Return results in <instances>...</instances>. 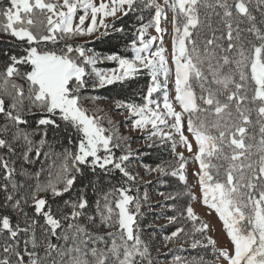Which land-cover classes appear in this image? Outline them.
I'll return each instance as SVG.
<instances>
[{
    "label": "snow or ice",
    "instance_id": "obj_1",
    "mask_svg": "<svg viewBox=\"0 0 264 264\" xmlns=\"http://www.w3.org/2000/svg\"><path fill=\"white\" fill-rule=\"evenodd\" d=\"M141 7L150 10L151 19L136 30L132 59L118 54L104 57L118 63L111 74L97 70L100 57L88 55L82 45L59 47V41L74 36L106 35L110 27L122 32L115 21ZM169 12L171 64L162 46L168 30L161 26L162 21L169 22ZM150 28L157 35H150ZM0 33L12 37L22 50L20 55L5 53L9 63L0 85V113L10 124L0 129V149H6L8 157L0 155V170L8 193L5 206L25 218L21 226L9 215H0V264H154L139 230L140 200L124 186L137 180L126 165L132 154L116 156L113 149L120 144L113 141L118 138L106 134L100 118L89 115L80 103L81 90L88 87L86 77L94 74L103 86L143 70L151 78L144 102L116 101V108L132 118L133 131H147L145 139L152 141L148 147L156 139L171 142L174 157L167 166L145 167L158 177H176L187 185L188 161L184 152L177 151L183 145L199 165L194 175L202 203L218 215L230 245L218 248L217 241L205 235L209 225L189 205L185 213L193 222L192 232L204 237L193 238L191 247L211 246L218 252L217 264H264V0H0ZM157 41L160 46L152 51ZM49 42L57 47H48ZM20 65L30 70L21 73ZM89 65L92 73L86 71ZM173 72L175 95L170 100L167 86ZM13 77L25 81L27 89ZM161 91L162 102L153 96ZM6 96L11 98L10 106ZM33 109L40 113L38 131L21 127L28 125L24 113ZM185 123L192 140L185 135ZM61 128L70 133V144L76 136V150L61 154L54 180L37 183L17 198L23 186L14 181L13 142H23V158L30 162L29 153L40 157L49 132ZM35 135L40 136L38 141L32 139ZM114 171L122 175L124 184L103 192L98 187L100 174ZM77 174L88 183L74 200L64 202L70 211H53L47 194L63 197L77 183ZM89 188L97 194L94 207ZM29 201L34 209L31 217L24 211ZM97 218L102 228L109 229L103 234L90 230L97 226ZM168 219L178 226L166 240L176 243L191 235L179 225L178 217ZM175 261L204 264L202 257L189 261L177 256Z\"/></svg>",
    "mask_w": 264,
    "mask_h": 264
},
{
    "label": "trees",
    "instance_id": "obj_2",
    "mask_svg": "<svg viewBox=\"0 0 264 264\" xmlns=\"http://www.w3.org/2000/svg\"><path fill=\"white\" fill-rule=\"evenodd\" d=\"M150 10L141 7L139 10L135 12H130L128 16L121 17L120 19L115 21L116 28H123L122 32H117L111 27L107 30L106 35H100L99 37L90 38L87 36H74L71 38H67L66 40L59 41V47H63L65 43H70L73 46L82 45L85 49L91 50L96 53L98 57L103 58L111 54H118L123 58L132 59L134 56V52L132 50L131 41L136 39V30L140 28L142 24L148 23L151 19V15L149 14ZM257 15H259L257 13ZM79 40V41H78ZM16 42L14 39L6 34L0 33V85H2L3 76L2 74L5 71L7 64L9 63L8 57L5 53H12L16 55L22 54V50L18 49L16 46ZM48 47L55 48L56 45L48 43ZM107 65L112 68L116 66V62L104 61L103 65ZM20 72L23 73L25 71L30 70L28 66L20 65L18 66ZM86 71L88 73H92L91 65L87 66ZM17 83L24 84L25 89H27V84L25 81L21 80L19 77H13ZM88 80V87L81 90V105L84 107L89 115H95L97 117H105V113L103 112L102 107L96 104V97L105 98L112 101H127L135 104H142L143 96L147 93V88L151 84V78L147 70H143L139 74H136L133 77H129L124 81H117L111 85H103L100 86L96 77L90 75L86 77ZM96 85L95 87L93 85ZM199 92V88L195 89ZM0 94H2V89H0ZM7 104L10 106L11 98L4 97ZM24 103L27 105L28 101L25 99ZM25 118L28 120V125H22L21 127L26 128L28 131L37 130L36 129V121L40 118V113L36 109L32 111H26L24 113ZM9 123L6 120V117L0 113V129H3L5 124ZM105 125L107 124L104 122ZM107 130V129H106ZM38 131V130H37ZM106 134L111 135L110 131L107 130ZM69 132H65L63 128L57 130L55 132L50 131L47 137V144L42 148V155L40 157H36L35 153H29L30 162L25 161L23 158L24 145L23 142H13V147L15 148V154L11 155L10 159L12 161L13 166L16 169L14 174V181L20 185H22V190L19 192L18 197L20 198L24 196L30 189H34L37 183H47L48 180L55 178V173L58 171L59 165L62 162L61 154L65 152L67 149L70 152H74L76 150V136L72 135V143H69ZM114 137L118 139H114V143L120 144L119 148L113 149L116 156H120L122 154L131 153L132 154V139H129L123 135H119L116 133H112ZM33 140L38 141L40 139L39 135H35L32 137ZM44 153H47V158ZM0 155H4L7 157V150L0 149ZM131 157L129 162H126L128 170L135 176H137V180L134 184H124V178L118 171H114L109 176L101 175V179L98 182V187H100L103 192L110 191L113 187H119L124 184L125 187H131V195L141 198L143 190L145 186L148 184L144 181L133 169L132 167ZM139 162H143L148 166L155 167L158 164L167 166L169 163L174 162V157L171 152V142H161L159 139H156L155 145L153 147H145L142 157H138L136 159ZM135 161V163L137 162ZM99 174V170H97ZM37 173L39 176L37 177ZM51 173V175H50ZM91 179L93 182L97 181L96 176H92ZM160 182L157 186L159 190L164 192L167 196L171 195L173 199H166V204L168 206L165 214L167 217L176 216L178 217V223L180 226H183L186 231L190 232L191 235L187 237V239H180L179 242H183L187 244L184 247H181L182 256H184L187 260L191 261L193 257H202L204 260V264H215L216 253L212 251L211 246L208 248H203L198 246L196 249L191 247V242L193 238L196 239H204L200 233L192 232L193 222L186 219L185 209L191 205L193 198L191 193L189 192V186L185 185L183 182L179 181L176 177H164L160 178ZM5 181L3 179V170H0V215H9L12 219V222L15 224L19 222L21 226L24 224V216L19 215L13 212L9 207H6V193L3 190V185ZM88 181L83 179L77 174V183L73 187V189L69 193H65L63 197H53L51 193L47 194V199L49 201V206L52 207L53 211L58 212H66L70 211V209L65 207V201L74 200L76 198L77 192L81 191L83 185L87 184ZM11 185L9 184V189ZM88 198L90 203L95 204V200L97 199V194H95L91 188L87 190ZM41 195H45L41 193ZM132 207V206H130ZM133 208V207H132ZM24 211L28 214L29 217L34 216V209L31 207V201H29V205L24 207ZM181 213H185L184 217H181ZM92 214V213H90ZM156 214L154 210L151 209V205H148L145 208H141V214L138 216V224L139 229L141 230L142 238L148 244L150 258L154 262V264H158L156 262L157 257H164L165 259L171 258L169 253H163L161 251V244L159 242V237L157 232L163 230L164 235H170L172 231L178 226L176 223L170 222L165 227L158 228L154 226L153 215ZM202 221L207 223V221L203 218H200ZM82 224L87 225V221L82 219ZM97 224H99L97 222ZM208 224V223H207ZM101 227V226H100ZM196 227H199V223L196 224ZM92 228L90 230H94ZM102 231H106L105 228H102ZM209 235V229L205 234ZM26 236H23L22 239H26ZM179 242L174 243L175 245L179 244ZM62 243V242H61ZM23 245L21 244V247ZM41 254H44L42 251Z\"/></svg>",
    "mask_w": 264,
    "mask_h": 264
},
{
    "label": "rangeland",
    "instance_id": "obj_3",
    "mask_svg": "<svg viewBox=\"0 0 264 264\" xmlns=\"http://www.w3.org/2000/svg\"><path fill=\"white\" fill-rule=\"evenodd\" d=\"M157 2H159V0H157ZM81 14H82V11H81ZM169 18L170 16L168 15V19ZM171 29L168 30V32L164 35L165 39L171 38V35H170L172 32ZM100 31L104 32V29H101ZM148 32L151 35L152 29L150 28ZM99 36H100V33H97L95 37H99ZM95 37L91 36L90 38L93 39ZM93 54L97 55L96 53H93L91 50H88V55H93ZM104 61H110V60H106L104 59V57L100 58L98 63L95 65V68L97 70H100L108 74H111V71L114 69L118 70V63L116 61H111V62L117 63L116 66L112 68L108 67L106 64L103 65ZM160 79H161V82H163V76H161ZM167 90H168L169 98L170 100H172V98L175 95L174 79L172 78V74L170 75V80L167 86ZM154 94H156L157 96H160V95L163 96L162 91L160 93H154ZM162 96H161V102H162ZM96 104L102 107L103 112L105 113V117L103 116L99 117L100 124L105 129L109 130L111 135L112 133L113 134L116 133L119 135H123L129 139H132V149H133L132 167L135 170V172L142 179H144L145 182L148 183L143 190L141 198H138L141 203V208L142 207L145 208L148 205H151V209L156 212V214L153 215L154 226L158 228L165 227L166 224L168 225L170 223L168 217L165 214V211H167L168 209V206L166 204V199H165V196L167 195L165 194V196H161L160 193L162 191L159 190L157 186L158 183H161L160 178L162 176L158 177L156 173H149V171L145 167L147 164H144L142 161L139 162L136 160L138 157H142L144 148L148 147V145L152 143V141H147L145 139V137L147 136V131H139V130L133 131L131 129V119L132 118L128 117V114L125 112V110L116 108V101L96 97ZM121 112H125V114L121 115L120 114ZM109 121H111V123ZM104 122H106L107 124L105 125ZM190 157L189 159L192 165H189L187 163V166L185 169V174L188 177L187 185L189 186V192L191 193L192 197L193 196L195 197V199H193L190 206L194 209L196 215H198L200 218H203L207 221L209 225V235L217 241V247L218 248L230 247L228 238L226 236V232L223 228L222 222L219 220L218 215L215 213L214 210L207 208L202 203L201 190H200L199 183H198V177L194 175L193 173V172H197L199 167H196L195 161H192L193 157L192 158ZM135 161L137 162L135 163ZM192 167L193 168L195 167V170L192 169ZM145 195L147 196L146 200L144 199ZM132 207L134 210V205ZM97 222L99 223V218H97ZM40 223L42 224L43 221L41 220ZM108 230L109 229H106V231ZM93 231H96L98 234H103L105 232L104 230L102 231L99 224H97V226L95 227ZM162 232L161 231L157 232L158 237H159V242L161 244V251H163V253L171 252L170 255H173V256H171V258H168V259H165L164 257H157L156 262L158 264H177V262L175 261V257L179 256L182 259H185V257L182 256V253H181L182 249L180 248L186 246L187 244H184L181 241L179 242V244L175 245L173 242H169L168 240H166L165 237H167V235H164ZM39 254L40 256L44 255L41 253ZM217 256H218V252H216V258ZM216 258H215V264H217Z\"/></svg>",
    "mask_w": 264,
    "mask_h": 264
},
{
    "label": "crops",
    "instance_id": "obj_4",
    "mask_svg": "<svg viewBox=\"0 0 264 264\" xmlns=\"http://www.w3.org/2000/svg\"><path fill=\"white\" fill-rule=\"evenodd\" d=\"M159 2H160V3H163V0H159ZM110 19H111V18H109V20H110ZM169 23H170V22H169ZM161 26L167 28V27H166V23H164L163 21H162V25H161ZM170 26H171V28H172L171 23H170ZM171 28H170V29H171ZM170 29H168V30H170ZM171 30H172V29H171ZM151 35H157V34L155 33L154 29H152V33H151ZM170 35H171V34H170ZM95 36H96V35H94L93 37H95ZM159 46H160V42L157 41L156 45L153 46L152 51H155L156 48L159 47ZM162 46L166 49L165 55L169 57V63L171 64L170 54H171V51H172V37H171V38H166V39H165V36H163V45H162ZM93 53H94V52H93ZM171 74L174 75V72H173V73H170V75H171ZM153 96H154L155 99L161 100V96H162V95L157 96L156 94H153ZM176 110H177V111H180V108H179L178 103H177ZM184 118H185V121H186V119H187V114H184ZM169 123H171V120H169ZM149 127H150V126H149ZM164 130H165V131H168L169 129H168V128H165ZM185 135L189 137V140H192V139H193L192 136H191V134L187 132L186 123H185ZM177 139H178V137H177ZM193 146H194V149H195L194 141H193ZM177 151H182V152H184V155H185V157L187 158L188 164H189V165H192L191 162H190V159H189V157L192 156V154L189 153V152L183 147V145H178V146H177ZM190 158H192V157H190ZM192 161H194V159H192ZM195 163H196V167H199L198 162H195ZM192 169L195 170V167H194V168L192 167ZM193 173H195V172H193ZM185 175H186V174H185ZM186 178L188 179L187 175H186Z\"/></svg>",
    "mask_w": 264,
    "mask_h": 264
}]
</instances>
